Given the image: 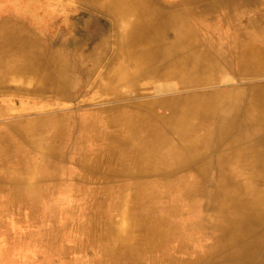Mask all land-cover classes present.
Returning a JSON list of instances; mask_svg holds the SVG:
<instances>
[{"label": "rangeland", "instance_id": "rangeland-1", "mask_svg": "<svg viewBox=\"0 0 264 264\" xmlns=\"http://www.w3.org/2000/svg\"><path fill=\"white\" fill-rule=\"evenodd\" d=\"M118 1L120 10L135 4L148 13L180 4L179 21L167 15L165 40L155 48L153 64L158 69L168 65L162 59L173 45L185 46L180 52L192 56L206 53L210 66L216 63L212 59L223 53V84L202 91L198 88L192 92L195 95L221 89L232 93L238 83L248 86L255 80L253 70L238 75L236 56L240 42L252 41L253 31L264 26V0ZM109 4L110 0H0V21L14 24L18 37L35 38L39 50L44 48L75 63L80 56H90L98 49L96 70L80 91L66 97L31 92L41 82L40 76L0 79V264H113L106 250L115 244L128 245L135 237L131 212L125 206L115 210L112 200V193L127 184L123 175L97 181L83 177L82 168L76 164L72 151L78 146L79 122L114 112L121 117L145 116L151 104L184 97V90L175 85L176 78L164 82L137 77L114 83L105 92L97 87L98 79L109 69L114 74L135 71L133 64L124 62V55L118 53L119 39L134 18L128 14L125 21H117L106 9ZM1 54L2 65L13 74L15 68L9 58L20 59L19 52L7 49ZM167 57L171 55L167 53ZM89 65L86 62L87 68ZM195 68L206 70V64H194ZM257 75V80L264 82V72ZM167 86L170 92H165ZM161 112L156 109L152 114ZM53 121H60L55 122L54 129L50 127ZM51 136L57 140L50 141ZM93 148L94 144L87 142L82 151L90 155ZM12 149V154L6 153ZM193 168V164L185 166L181 175H190ZM159 194L158 206L164 202V195ZM95 215L107 219L106 226L119 236L118 243L106 237L100 221L95 224L102 235L99 239H87L86 230H79ZM195 245L192 243L193 250L200 254L203 249Z\"/></svg>", "mask_w": 264, "mask_h": 264}, {"label": "bare ground", "instance_id": "bare-ground-1", "mask_svg": "<svg viewBox=\"0 0 264 264\" xmlns=\"http://www.w3.org/2000/svg\"><path fill=\"white\" fill-rule=\"evenodd\" d=\"M116 16L122 21L127 18L124 12ZM136 28L140 25L132 23L118 42V53L135 71L114 74L109 69L97 87L105 92L114 83L152 75L158 80L178 79L175 85L184 90V97L153 103L145 116L121 117L114 112L79 122L78 146L72 155L82 176L101 181L109 175H123L127 182L112 193V200L115 210L125 206L131 212L135 237L130 244H115L106 253L113 264H264V152L257 156L254 149L242 147L244 128H252L254 118L248 121L241 116L238 91L192 93L217 86L220 74L216 69L174 68L168 57L163 71L141 66L142 53L131 49L146 46V41L135 35ZM22 37L14 24L0 21V79L40 76L41 82L31 92L66 97L80 91L96 70L97 48L70 63L56 53L39 50L35 38ZM7 49L20 54V59L9 58L13 74L2 65L1 53ZM169 87L165 92H170ZM156 109L162 111L160 115L152 114ZM55 122L60 124L53 121L52 129L57 127ZM55 137L50 141H56ZM87 142L94 144L90 155L82 151ZM189 164L194 166L191 174L181 175ZM160 192L164 202L158 206ZM98 221L106 237L118 243L119 236L100 215L79 230H86L87 239H99ZM192 243L203 249L200 254Z\"/></svg>", "mask_w": 264, "mask_h": 264}, {"label": "crops", "instance_id": "crops-1", "mask_svg": "<svg viewBox=\"0 0 264 264\" xmlns=\"http://www.w3.org/2000/svg\"><path fill=\"white\" fill-rule=\"evenodd\" d=\"M118 2V0H110V4L106 7V9L113 14L114 18L117 21V13L124 12L126 16H128V14H131L133 16L134 20L132 23H138L140 25L139 29L136 28L135 35H140L142 40L144 38V40L146 41V46L139 47L138 45H133V48L131 50H136L142 53V57L139 59L143 63H141V66L156 69L158 71L165 70L167 68V65H165L164 69H158L159 67L153 64V60L155 59L153 56L156 53L155 48L158 47V44L163 43V41L165 40V35L167 34L165 25L167 15L170 17L172 16V18L179 21L178 18H180L182 15L180 14L181 11L179 9L180 4H170L169 6H172L170 8L162 6L160 9H156L155 11H153V13H148L146 12L145 7L135 4L129 6L130 8H128L127 10H120ZM190 3L191 2H186V4L188 5ZM114 5H117L118 7H115ZM177 14L180 15L176 17ZM142 24L143 26L141 27ZM157 29L158 32H156ZM248 37H250V35ZM252 38V41L250 40L251 38H248L243 40V43L240 42L236 60L238 64V75L241 76L248 70H253V79L255 80L249 81L252 84H248V86H244L238 83L237 85H239V87L236 91L239 92V99L241 101L239 102L241 103V116L245 117L246 119L249 118L248 121L253 117L255 123L252 128H244L245 142L242 147L243 149H247L248 151L254 149V152L258 156L261 152H264V82H262L261 80H257V74H261L262 72H264V26H262L260 30L253 31ZM180 42L181 39L179 40V43ZM173 46V48L171 47L172 49L170 48L164 52L162 60L163 62H165V64L167 63V53L171 55V57L168 58L171 59V63H173L174 68H181L182 66L192 68L194 64L197 65L198 63H205L206 68L216 69L219 71L220 76L217 79V82L218 84H223V76L221 75L222 67L225 68L223 53L220 57L215 56L212 60L216 63H214L215 65L210 66L208 64L210 59L207 55H205L206 53H199L192 56L188 53L182 51L180 52V50L182 48H185V46ZM149 62L150 64H147ZM147 78H150L154 81H167L165 79L158 80L152 75H147ZM244 79V81L247 82V78ZM178 82L180 81L177 80V83Z\"/></svg>", "mask_w": 264, "mask_h": 264}]
</instances>
